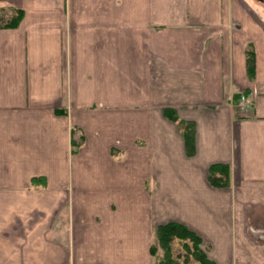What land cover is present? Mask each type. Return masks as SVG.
<instances>
[{
	"label": "crops",
	"instance_id": "0c3cea01",
	"mask_svg": "<svg viewBox=\"0 0 264 264\" xmlns=\"http://www.w3.org/2000/svg\"><path fill=\"white\" fill-rule=\"evenodd\" d=\"M16 9L0 25V264H157L166 223L197 234L211 264H264L259 11L0 0V24ZM212 163L229 165L225 187Z\"/></svg>",
	"mask_w": 264,
	"mask_h": 264
},
{
	"label": "trees",
	"instance_id": "16d2710c",
	"mask_svg": "<svg viewBox=\"0 0 264 264\" xmlns=\"http://www.w3.org/2000/svg\"><path fill=\"white\" fill-rule=\"evenodd\" d=\"M21 17V10L16 9L15 13L7 19L4 23L0 24L1 26H15ZM254 54L253 50L250 47L246 48V71L249 77L254 74ZM165 115L177 121V117L173 111L166 110ZM180 121V120H179ZM183 131V136L185 138V146L187 153H192L194 150L193 144V126L188 123ZM207 180L209 184L218 187H225L229 184V165L227 163H212L208 166L207 171ZM158 244L163 249V259L158 260L157 264H177L172 258V251H174L173 244L174 242L185 241L181 244V247H186V249L181 248L175 253L178 256H183L184 261L179 262L180 264H190L188 263L189 257L199 261L200 264H211L205 254L197 248V245L200 243V237L194 232L187 229L185 226L177 223H166L165 225L158 226L155 230ZM187 241L191 242L189 246ZM177 248V247H176ZM175 248V249H176ZM152 249V247H151ZM181 251V252H180Z\"/></svg>",
	"mask_w": 264,
	"mask_h": 264
},
{
	"label": "rangeland",
	"instance_id": "374dc122",
	"mask_svg": "<svg viewBox=\"0 0 264 264\" xmlns=\"http://www.w3.org/2000/svg\"><path fill=\"white\" fill-rule=\"evenodd\" d=\"M253 8H255L256 10H258L259 11V14L262 16V18H264V0H246ZM241 96H243L244 97V99H245V101H247L246 100V98H245V96L243 95V94H241L240 96H239V99H238V102L236 101L234 104L236 105V103H237V107L239 108V102H240V98H241ZM244 110V109H243ZM185 241H179L178 240V242H174V244H173V246L175 245V246H177V250H175V252L176 251H178V250H180L181 248H184V249H186V247H181V244H183ZM187 243H188V245L190 246L191 245V242L190 241H187ZM159 247V246H158ZM160 248V247H159ZM162 251H163V249L162 248H160ZM173 252V251H172ZM181 252V251H180ZM163 257V256H162ZM172 258L174 259V261L175 262H178L177 264H180L179 262H181V261H184V258H183V256H178V254H174V253H172ZM163 259V258H162ZM161 259V260H162ZM186 261H189L188 263H195V264H199L198 262H197V260H195V259H193L192 257H189L188 258V260H186Z\"/></svg>",
	"mask_w": 264,
	"mask_h": 264
},
{
	"label": "built area",
	"instance_id": "2783aa9c",
	"mask_svg": "<svg viewBox=\"0 0 264 264\" xmlns=\"http://www.w3.org/2000/svg\"><path fill=\"white\" fill-rule=\"evenodd\" d=\"M246 101H245V99H244V97L243 96H241V98H240V102H239V108L240 109H245L246 108Z\"/></svg>",
	"mask_w": 264,
	"mask_h": 264
}]
</instances>
